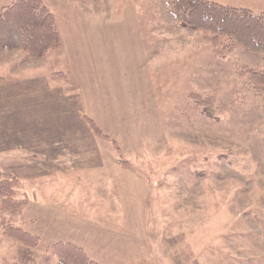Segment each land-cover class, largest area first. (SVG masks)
<instances>
[{
	"label": "rangeland",
	"instance_id": "374dc122",
	"mask_svg": "<svg viewBox=\"0 0 264 264\" xmlns=\"http://www.w3.org/2000/svg\"><path fill=\"white\" fill-rule=\"evenodd\" d=\"M42 2L61 48L0 53L19 203L0 200V264H61L57 243L95 264H264V97L246 75L264 56L181 27L166 0Z\"/></svg>",
	"mask_w": 264,
	"mask_h": 264
},
{
	"label": "trees",
	"instance_id": "16d2710c",
	"mask_svg": "<svg viewBox=\"0 0 264 264\" xmlns=\"http://www.w3.org/2000/svg\"><path fill=\"white\" fill-rule=\"evenodd\" d=\"M166 2L181 27L208 33L214 45L224 38L228 46L242 47L250 53L264 56V11L256 13L209 0ZM61 42L55 16L42 0H14L0 7V53L20 50L25 59H39L49 51L59 50ZM246 75L252 89L264 97V67L249 70ZM86 121L94 132H99L91 120ZM15 185L14 178L0 172V200L5 208L19 204L13 198ZM7 231L8 235L28 246H35L37 242L35 237L17 228L9 227ZM53 249L61 264H95L71 244L57 243Z\"/></svg>",
	"mask_w": 264,
	"mask_h": 264
},
{
	"label": "crops",
	"instance_id": "0c3cea01",
	"mask_svg": "<svg viewBox=\"0 0 264 264\" xmlns=\"http://www.w3.org/2000/svg\"><path fill=\"white\" fill-rule=\"evenodd\" d=\"M33 82H36V80H34Z\"/></svg>",
	"mask_w": 264,
	"mask_h": 264
}]
</instances>
